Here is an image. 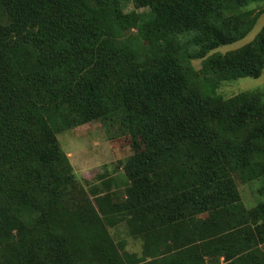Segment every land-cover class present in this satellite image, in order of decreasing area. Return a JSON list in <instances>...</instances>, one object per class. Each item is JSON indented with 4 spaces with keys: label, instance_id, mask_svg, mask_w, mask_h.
Segmentation results:
<instances>
[{
    "label": "trees",
    "instance_id": "trees-1",
    "mask_svg": "<svg viewBox=\"0 0 264 264\" xmlns=\"http://www.w3.org/2000/svg\"><path fill=\"white\" fill-rule=\"evenodd\" d=\"M258 1L0 0V264H264V93H221L262 75L264 25L210 54ZM96 121L117 175L61 149Z\"/></svg>",
    "mask_w": 264,
    "mask_h": 264
},
{
    "label": "rangeland",
    "instance_id": "rangeland-1",
    "mask_svg": "<svg viewBox=\"0 0 264 264\" xmlns=\"http://www.w3.org/2000/svg\"><path fill=\"white\" fill-rule=\"evenodd\" d=\"M133 9L132 2L125 3V12ZM247 9H254L255 11L264 10V0L251 3ZM139 12H142V10H139ZM263 25L264 12L258 15L252 29L242 39L232 44L218 47L211 51L210 54H224L241 48L257 36ZM193 65L197 69L200 66L198 61H193ZM221 87V93L226 96H232L237 92L254 89L264 93V69L259 78L243 77L234 81L225 82V85L222 84ZM110 130L112 131V129ZM107 137H109V134L106 133L104 127L98 121L69 132L58 134L61 149L63 152L69 154L70 161L80 176L98 174L99 172L108 175H117L116 172L119 169L117 170L114 166L118 160L122 161L128 153L123 147L120 149V147L112 146ZM121 142L124 144L123 141ZM241 191L242 188H240V193L243 203L247 208L254 206L261 200V196H256L255 201L251 194L249 197H243ZM127 246L131 251L138 250V247L136 248V244L132 240H127Z\"/></svg>",
    "mask_w": 264,
    "mask_h": 264
}]
</instances>
